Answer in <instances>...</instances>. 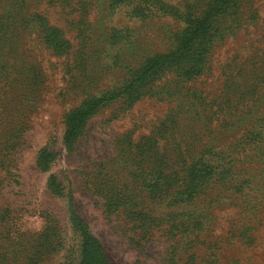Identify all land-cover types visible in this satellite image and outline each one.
<instances>
[{
	"label": "rangeland",
	"instance_id": "374dc122",
	"mask_svg": "<svg viewBox=\"0 0 264 264\" xmlns=\"http://www.w3.org/2000/svg\"><path fill=\"white\" fill-rule=\"evenodd\" d=\"M213 2L0 0V264L76 262L72 216L108 264H264V0L62 141Z\"/></svg>",
	"mask_w": 264,
	"mask_h": 264
},
{
	"label": "trees",
	"instance_id": "16d2710c",
	"mask_svg": "<svg viewBox=\"0 0 264 264\" xmlns=\"http://www.w3.org/2000/svg\"><path fill=\"white\" fill-rule=\"evenodd\" d=\"M232 4L233 0H214L199 18L191 21L190 24H187L180 31L174 50L149 58L136 76H133L121 88L105 95L88 99L78 107L67 112L64 118V131L62 135V141L65 147L70 148L73 145L85 121L98 107L111 99L128 94L129 91L133 92L139 83L143 82L149 75L155 73L160 67L170 62L186 61L191 66L198 67L200 62L195 59L197 56L195 53L196 46L199 47L200 42L208 40L213 17L225 11L227 8H231ZM51 178L48 182V187L53 192L54 181ZM149 185H153L152 180ZM70 223L72 228L78 233L79 241L76 262L69 264H108L99 242L90 235L84 222L80 218L72 216Z\"/></svg>",
	"mask_w": 264,
	"mask_h": 264
}]
</instances>
